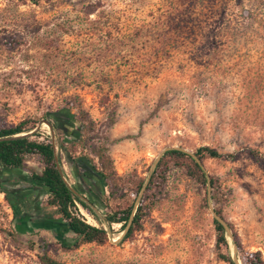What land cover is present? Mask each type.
I'll list each match as a JSON object with an SVG mask.
<instances>
[{"label":"rangeland","instance_id":"1","mask_svg":"<svg viewBox=\"0 0 264 264\" xmlns=\"http://www.w3.org/2000/svg\"><path fill=\"white\" fill-rule=\"evenodd\" d=\"M194 5L0 0V129L33 126L19 136L56 149L64 181L76 195L91 192L100 219L104 188L86 169L103 147L116 176L141 182L134 209L143 206L130 239L112 224L103 245L64 250L73 236L40 219L45 196L4 182L27 198L16 223L0 194V264H40L42 245L63 264H227L217 253L241 264L255 252L264 261V165L247 154L264 156V0ZM199 147L235 156L202 160L210 187L170 164L153 174L164 151ZM25 166L37 170V159ZM210 209L225 224L219 250Z\"/></svg>","mask_w":264,"mask_h":264},{"label":"trees","instance_id":"2","mask_svg":"<svg viewBox=\"0 0 264 264\" xmlns=\"http://www.w3.org/2000/svg\"><path fill=\"white\" fill-rule=\"evenodd\" d=\"M203 1L194 0L193 10L200 7ZM27 123L26 120H23L9 128L0 129V169L6 172L3 178L0 177V194L10 210L11 220L16 223L25 221L23 216L27 197L21 196L18 191H9L3 184L4 182H20L29 185L27 189L40 191L45 196L43 207L39 210L40 219L47 224L56 223L62 226L66 232L73 236L72 244H61L64 250H75L86 244L103 245L107 240V232L111 231L112 224H118L121 231H124L121 241L130 239L139 230V221L143 216V206L139 203L134 209L133 198L139 192L141 182L125 180L116 176L105 149L103 147L92 148L91 154L95 158L96 164H90L86 170L94 182L104 188V191L97 192V195L103 199H100L98 204L103 208L102 219H100L91 208L94 202L91 192H86L87 197L76 195L64 181L58 167L56 149L49 142L40 143L29 140L27 136H19V134L32 129L33 126H27ZM63 152L67 163H77L69 156L67 150L63 149ZM247 154L254 162L264 165V156L258 152L247 150ZM27 157L37 159V170L25 166ZM218 158L234 160L235 156L223 155L208 147H199L192 155L179 149H169L164 151L158 159L153 174L162 171L170 164L183 169L186 176L198 184L210 187L211 180L204 174L198 163L204 159ZM87 161L89 162V160ZM81 166L85 168L86 163ZM16 173L21 176H17ZM110 200H115L117 203L112 206L109 204ZM76 206L90 216L97 226L86 223L79 215ZM46 208L50 210H44ZM103 223L106 225V229L103 228ZM213 225L215 246L219 250L220 247L226 246L225 231L215 220H213ZM46 247V245H42L38 262L40 264H63L49 257L45 252ZM236 248L239 249L237 245ZM217 257L227 264H233L226 255L217 253ZM240 262L241 264H264L256 252L242 254Z\"/></svg>","mask_w":264,"mask_h":264},{"label":"water","instance_id":"3","mask_svg":"<svg viewBox=\"0 0 264 264\" xmlns=\"http://www.w3.org/2000/svg\"><path fill=\"white\" fill-rule=\"evenodd\" d=\"M27 134H24V135H20V136H26ZM198 163V162H197ZM199 164V166L201 167V164L200 163H198ZM211 210V209H210ZM211 214H212V216H213V219L217 222V223H219L223 228H225V224H224V222H223V220H221V218H219L216 214H215V212L214 211H212L211 210Z\"/></svg>","mask_w":264,"mask_h":264}]
</instances>
